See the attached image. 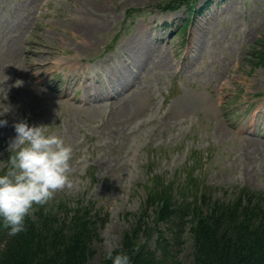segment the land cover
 I'll list each match as a JSON object with an SVG mask.
<instances>
[{
  "label": "rangeland",
  "instance_id": "1",
  "mask_svg": "<svg viewBox=\"0 0 264 264\" xmlns=\"http://www.w3.org/2000/svg\"><path fill=\"white\" fill-rule=\"evenodd\" d=\"M169 1L0 0V171L16 120L71 144V183L53 198L108 214L96 261L105 236L120 244L148 210L155 176V186L174 183L163 196L179 205L204 191L228 200L239 187L264 190V0L161 9ZM187 230L176 256L185 264Z\"/></svg>",
  "mask_w": 264,
  "mask_h": 264
},
{
  "label": "trees",
  "instance_id": "2",
  "mask_svg": "<svg viewBox=\"0 0 264 264\" xmlns=\"http://www.w3.org/2000/svg\"><path fill=\"white\" fill-rule=\"evenodd\" d=\"M196 1L171 0L165 7L185 3L192 11ZM256 54L257 50L253 52ZM258 55L264 59V49ZM159 182L148 186V210L136 216L132 231L125 232L117 249L127 251L133 264H185L176 256L187 228L190 253L186 264H264V190L239 187L228 200H211L208 190L193 202L179 205L163 196L165 188L174 183ZM188 183L194 186L189 178ZM63 200L53 198L45 205H35L25 229L14 236L8 234L0 219V264H112L107 255L99 261L95 256V243L101 240L99 230L108 214L92 213L91 204L71 210ZM57 207L66 213L59 214ZM168 223L177 227L169 228L166 236L161 227ZM150 226L154 230L145 243L134 238L147 234ZM153 232L155 247L148 243Z\"/></svg>",
  "mask_w": 264,
  "mask_h": 264
},
{
  "label": "clouds",
  "instance_id": "3",
  "mask_svg": "<svg viewBox=\"0 0 264 264\" xmlns=\"http://www.w3.org/2000/svg\"><path fill=\"white\" fill-rule=\"evenodd\" d=\"M0 111V127L9 121ZM15 135L8 143L10 166L0 173V219L14 236L26 227L34 205H45L58 189L71 183L69 172L72 145L48 131L46 124L29 123L25 119L13 122ZM107 258L112 264H133L127 251L120 250L113 236H105Z\"/></svg>",
  "mask_w": 264,
  "mask_h": 264
}]
</instances>
